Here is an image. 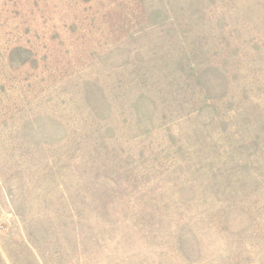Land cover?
<instances>
[{
  "label": "rangeland",
  "instance_id": "obj_1",
  "mask_svg": "<svg viewBox=\"0 0 264 264\" xmlns=\"http://www.w3.org/2000/svg\"><path fill=\"white\" fill-rule=\"evenodd\" d=\"M0 264H264V0H0Z\"/></svg>",
  "mask_w": 264,
  "mask_h": 264
}]
</instances>
